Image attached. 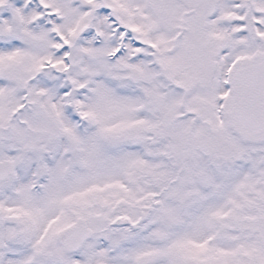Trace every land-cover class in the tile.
Here are the masks:
<instances>
[{"label":"snow or ice","instance_id":"6c2138e0","mask_svg":"<svg viewBox=\"0 0 264 264\" xmlns=\"http://www.w3.org/2000/svg\"><path fill=\"white\" fill-rule=\"evenodd\" d=\"M0 264H264V0H0Z\"/></svg>","mask_w":264,"mask_h":264}]
</instances>
